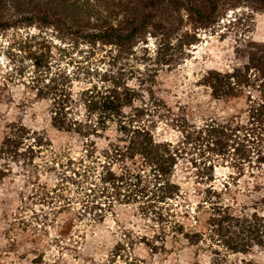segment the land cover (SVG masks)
<instances>
[{
	"label": "trees",
	"instance_id": "obj_1",
	"mask_svg": "<svg viewBox=\"0 0 264 264\" xmlns=\"http://www.w3.org/2000/svg\"><path fill=\"white\" fill-rule=\"evenodd\" d=\"M241 6L259 12L264 0H0V34L11 36L5 57L13 72L7 77L25 80L35 98L48 103L51 127L79 148L76 154L68 146L55 150L42 133L12 123L5 126L0 159L21 163L31 185L40 169L57 172L54 188L41 187L42 201L61 202L51 209L53 216L76 205L80 216L95 211L92 221L97 223L114 208H133L152 225V237L140 241L152 254L168 253L166 243L174 249L181 240L209 253L212 264H225L223 253L264 250V217L245 212L249 204L234 195L246 171L256 179L264 170V42L244 39L235 49L239 64L202 76L199 84L213 100H244L246 109L228 118L202 119L199 126L186 113L177 117L157 97V70L128 64L136 48L153 37L159 38L153 63L171 66L173 56L194 43L195 34L184 35L177 48L168 25L186 18L207 30ZM97 56L108 61V69L74 94V80L90 74L86 65ZM74 65L77 71L69 72ZM161 120L175 121L179 145L155 138ZM189 145L203 158L190 162L193 181L202 187L191 194L174 181L180 147ZM40 155L44 161L36 164ZM218 161L235 170L221 188L215 187ZM262 189L254 180L246 194ZM255 205L264 208V197L251 208Z\"/></svg>",
	"mask_w": 264,
	"mask_h": 264
},
{
	"label": "rangeland",
	"instance_id": "obj_2",
	"mask_svg": "<svg viewBox=\"0 0 264 264\" xmlns=\"http://www.w3.org/2000/svg\"><path fill=\"white\" fill-rule=\"evenodd\" d=\"M176 23L168 26L174 29L170 38L177 48L186 34L194 33L195 41L192 45L183 46V52L177 53L178 57L173 56L171 66L153 63L159 38L149 37L146 44L136 48V58H129V67L157 70L154 86L157 97L164 100L177 117L186 113L187 119L198 126L202 119H223L242 113L246 109L244 100L229 103L215 101L199 83L207 71H226L239 64L235 49L244 39L264 42V10L252 12L241 6L229 11L217 26L207 30L199 29L186 18L182 23ZM10 37V33L0 34V83L5 84V88L0 90V144L5 135V126L21 123L31 131L42 133L53 149L61 150L68 146L76 154L79 148L74 139L51 127L48 103L36 99L25 80L7 77L13 72L10 61L5 57L11 43ZM145 47L148 53L143 51ZM143 55L151 58V61L141 60ZM86 66H89L90 74H80L77 81L74 80V94L90 86V82H97L99 73L108 69V61L97 56L91 58ZM75 67L68 66L67 69L73 73L77 71ZM129 85L135 86V81L131 80ZM179 108L182 111L178 112ZM159 114L164 113L159 110ZM176 126L175 121H158L154 130L155 138L179 145L181 138ZM180 148L174 181L182 186L183 191L188 190L191 194L193 189L202 187L193 181L194 169H189L190 162H203V158H199L200 153L194 146ZM41 157L36 159V164L43 163ZM40 171L43 172L39 173L37 182L33 179L36 183L31 185L21 163H14L8 157L0 159V264H212L209 253L189 248L183 240L173 245L174 249H171L172 245L168 241L165 245L168 253L152 254L140 242L142 237H152V225L140 220L133 208H114L111 211L113 214L107 212L104 220L97 223L92 221L95 211L87 209L80 216L78 213L82 211L76 205L72 206V210L53 216L51 209L59 207L61 202L56 198L49 202L42 201L41 187L46 185L49 190L54 188L59 183L55 176L57 172ZM214 172L215 187L221 188L224 182H231L229 176L235 170L218 161L215 162ZM248 176L246 171L245 176L236 183L234 195L239 203L249 204L245 212L256 211L264 217V208L256 205L251 208L252 204L264 197V170L256 175V179ZM254 180L259 181L263 189L246 194V191H251ZM190 208H194V205ZM223 254L225 264H264V250L259 248L246 253Z\"/></svg>",
	"mask_w": 264,
	"mask_h": 264
}]
</instances>
